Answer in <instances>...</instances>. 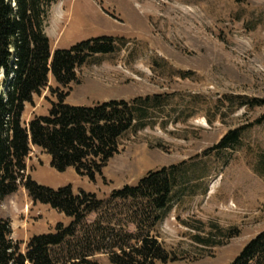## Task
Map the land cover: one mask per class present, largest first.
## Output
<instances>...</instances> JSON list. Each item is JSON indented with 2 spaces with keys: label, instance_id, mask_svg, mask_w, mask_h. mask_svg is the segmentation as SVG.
Here are the masks:
<instances>
[{
  "label": "rangeland",
  "instance_id": "374dc122",
  "mask_svg": "<svg viewBox=\"0 0 264 264\" xmlns=\"http://www.w3.org/2000/svg\"><path fill=\"white\" fill-rule=\"evenodd\" d=\"M47 16L51 52L102 37L123 42L113 54L89 58L66 88L49 75L24 105L22 125L47 115L61 94L71 106L149 102L143 110L133 105L132 130L93 182L53 170L38 150L28 165L32 181L94 194L106 204L86 217L87 226L121 237L147 234L168 253L165 264H231L264 231V107H250L264 101V0H56ZM235 130L237 143L219 149ZM169 167L179 178L153 227H138L132 202L108 201L113 191ZM30 201L21 187L0 200V219L9 221L21 254L31 235L71 222ZM109 258L91 260L111 264Z\"/></svg>",
  "mask_w": 264,
  "mask_h": 264
},
{
  "label": "trees",
  "instance_id": "16d2710c",
  "mask_svg": "<svg viewBox=\"0 0 264 264\" xmlns=\"http://www.w3.org/2000/svg\"><path fill=\"white\" fill-rule=\"evenodd\" d=\"M53 3L56 0H0V200L21 187L33 204L49 206L71 222L57 224L52 233L31 237L21 254L10 239L9 221L0 219V264H97L91 257L101 253L109 255L111 264H165L168 253L147 234L121 237L99 224L87 226L86 217L102 211L106 204L94 194L75 193L70 186L49 189L27 174L30 148L36 147L50 158L53 170L73 169L78 177L93 182L118 152V140L132 130L137 116L133 105L142 109L149 102L137 99L133 104L109 101L92 107L71 106L61 94L46 116L33 118L27 127L22 125L24 105L47 86L49 75L66 88L77 82L76 70L89 58L113 54L118 41L123 42L102 37L52 53L44 27ZM255 106L264 107V101H252L250 107ZM238 135V130L230 131L217 147L235 145ZM176 169L147 173L138 186L113 191L108 201L132 202L138 227H153L160 220L158 214L170 204L179 178ZM227 236L232 235L228 232ZM231 264H264V231Z\"/></svg>",
  "mask_w": 264,
  "mask_h": 264
},
{
  "label": "crops",
  "instance_id": "0c3cea01",
  "mask_svg": "<svg viewBox=\"0 0 264 264\" xmlns=\"http://www.w3.org/2000/svg\"><path fill=\"white\" fill-rule=\"evenodd\" d=\"M33 150V151H32ZM35 150H38V152H40L41 153V150L40 149H37V148H34V147H31V151H30V154H29V157H28V159H27V162H26V165H27V171H29L28 169V165L30 164V162H31V164H32V162H33V160L35 159V158H33L32 157V152H34ZM43 153V152H42ZM32 158H33V160H32ZM48 162L50 163V159H48ZM45 163V162H44ZM43 165V164H42ZM33 166V165H32ZM40 167V166H39ZM39 167H36L35 166V168H34V170L33 171H36ZM70 170V169H69ZM28 174H29V172H28ZM22 205V204H21ZM30 206H32L34 209H36V206L34 205V204H32L31 203V201H30ZM19 209H20V206L18 205L17 206ZM17 207H15V208H17ZM29 207V206H28ZM17 208V209H18ZM46 209H48L47 207H46ZM33 236H36V235H31V237H33ZM30 237V238H31Z\"/></svg>",
  "mask_w": 264,
  "mask_h": 264
}]
</instances>
